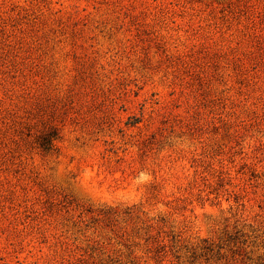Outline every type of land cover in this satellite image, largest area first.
Listing matches in <instances>:
<instances>
[{
    "label": "rangeland",
    "instance_id": "rangeland-1",
    "mask_svg": "<svg viewBox=\"0 0 264 264\" xmlns=\"http://www.w3.org/2000/svg\"><path fill=\"white\" fill-rule=\"evenodd\" d=\"M0 264H264V0H0Z\"/></svg>",
    "mask_w": 264,
    "mask_h": 264
}]
</instances>
